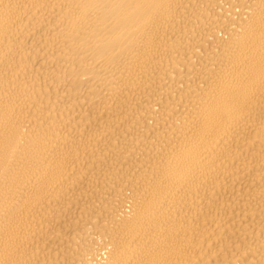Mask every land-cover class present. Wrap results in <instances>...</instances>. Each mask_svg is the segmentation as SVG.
Listing matches in <instances>:
<instances>
[{"label":"bare ground","instance_id":"1","mask_svg":"<svg viewBox=\"0 0 264 264\" xmlns=\"http://www.w3.org/2000/svg\"><path fill=\"white\" fill-rule=\"evenodd\" d=\"M0 264H264V0H0Z\"/></svg>","mask_w":264,"mask_h":264}]
</instances>
